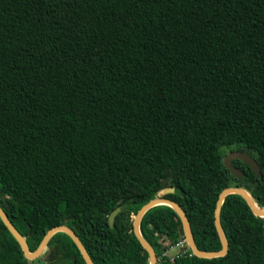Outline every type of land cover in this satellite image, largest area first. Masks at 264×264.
Segmentation results:
<instances>
[{"label":"trees","instance_id":"trees-1","mask_svg":"<svg viewBox=\"0 0 264 264\" xmlns=\"http://www.w3.org/2000/svg\"><path fill=\"white\" fill-rule=\"evenodd\" d=\"M224 148L262 175L238 159L232 174ZM229 187L264 208V0H0V204L31 251L64 225L95 264H150L133 222L160 197L184 209L199 250L221 251L215 209ZM165 211L185 240L173 208L148 210L157 264H264V217L241 195L223 202V257L188 243L163 255ZM20 255L0 218V264H29ZM51 257L87 264L65 232Z\"/></svg>","mask_w":264,"mask_h":264},{"label":"water","instance_id":"water-1","mask_svg":"<svg viewBox=\"0 0 264 264\" xmlns=\"http://www.w3.org/2000/svg\"><path fill=\"white\" fill-rule=\"evenodd\" d=\"M242 160L245 163H247L253 170V172L261 176L262 175V169L257 162V160L250 154L244 151H231L229 152L225 158H224V164L227 169L230 170V172L238 177L242 175L241 171L233 165L234 160ZM174 188L166 190V194L174 193ZM229 194H238L241 195L248 203L250 206L251 210L254 212L255 215L264 217V208H259L255 201L253 200L252 196L250 193L245 190L244 188L241 187H229L226 188L221 194L217 202V206L215 209V226L217 229V232L219 234L220 240L222 242V250L221 251H211V252H206V251H201L199 250L192 231L190 227V222L189 218L184 211V209L175 201L167 198V197H160L156 198L146 205H144L137 215L134 218L133 226H134V232L135 235L140 242L141 246L149 253L150 256V264H157L158 263V257L153 249V247L148 243V241L143 237L140 229V223L145 215V213L150 210L152 207L157 206V205H168L171 208L174 209V211L177 213L178 217L181 220L184 235H185V240L187 241L188 245L192 249L193 253L199 257V258H206V259H212V258H218V257H223L228 253L229 250V243L226 239V236L223 231V227L221 224V212H222V207H223V202L224 199L227 195ZM120 210L119 208L115 209L111 215L109 216V224L110 227H114L115 219L117 215L119 214ZM0 218L3 221V223L6 225V227L9 229V231L12 233V235L16 238V240L19 242L21 245L22 250L25 253V256L27 259H36L37 257L40 256L41 252L46 248L48 242L50 239L57 233V232H65L67 233L72 240L75 242L77 247L79 248L83 258L85 259L87 264H95L94 261L92 260L91 256L89 255L88 251L86 250L85 246L83 245L82 241L76 234V232L71 229L68 226H57L52 228L47 232L45 235L44 239L42 240L41 244L39 245L38 249L35 252H30L28 244L23 237V235L18 231V229L14 226L12 221L10 220L9 216L6 214V212L3 210V208L0 205Z\"/></svg>","mask_w":264,"mask_h":264},{"label":"rangeland","instance_id":"rangeland-1","mask_svg":"<svg viewBox=\"0 0 264 264\" xmlns=\"http://www.w3.org/2000/svg\"><path fill=\"white\" fill-rule=\"evenodd\" d=\"M224 154L228 153V151L226 150V148L223 149ZM164 220L166 222V224L171 228V230H173V237L170 238L164 234H160L157 233L156 238L159 241V243H161L164 247L162 249V252L164 251H168L169 252V256H172V258H175L176 260H178L179 258L183 257V251L186 250V245L182 246V243L184 242L183 239H180L177 237V226L174 223V219L173 216L171 215V213L165 211V217ZM177 239V243L176 244H172L171 240ZM180 247V248H179ZM179 255V256H178ZM31 259H29V262L32 264H36L39 260H35V261H30Z\"/></svg>","mask_w":264,"mask_h":264},{"label":"flooded vegetation","instance_id":"flooded-vegetation-1","mask_svg":"<svg viewBox=\"0 0 264 264\" xmlns=\"http://www.w3.org/2000/svg\"><path fill=\"white\" fill-rule=\"evenodd\" d=\"M228 154V153H227ZM226 154V155H227ZM225 155V156H226ZM1 205V204H0ZM2 207V206H1ZM4 210V209H3ZM13 223V222H12ZM14 224V223H13ZM14 226L16 227V225L14 224ZM17 228V227H16ZM18 229V228H17ZM18 231H19V229H18ZM20 232V231H19ZM26 240V239H25ZM27 242V241H26ZM19 243V242H18ZM27 244H28V247H29V250H30V252H35L37 249H38V247L35 249V250H33V251H31V249H30V245H29V243L27 242ZM21 246V245H20ZM22 249V248H21ZM46 249V248H45ZM45 249L41 252V254H40V256L39 257H37L36 259H33V260H30V261H35V260H39L36 264H69V261H60V262H57L56 260H55V258L54 257H51L50 259H46V258H43V254H44V252H45ZM22 252H23V255L22 256H24L25 258H26V256H25V253H24V251L22 250ZM22 256L20 255V257L22 258ZM27 259V258H26ZM29 260V259H28ZM29 264H32V263H30L29 262Z\"/></svg>","mask_w":264,"mask_h":264},{"label":"built area","instance_id":"built-area-1","mask_svg":"<svg viewBox=\"0 0 264 264\" xmlns=\"http://www.w3.org/2000/svg\"><path fill=\"white\" fill-rule=\"evenodd\" d=\"M183 241H184V242L182 243V246H185L186 243H187V241H186V240H183ZM179 248H180V247H179ZM183 252H184V253H183V256H184L186 253H185V251H183ZM162 254L166 256V255H169V252H168V251H164V252H162ZM178 256H179V255H178Z\"/></svg>","mask_w":264,"mask_h":264}]
</instances>
